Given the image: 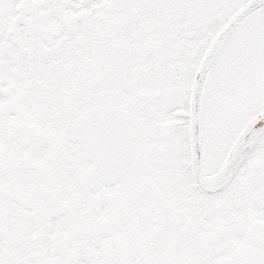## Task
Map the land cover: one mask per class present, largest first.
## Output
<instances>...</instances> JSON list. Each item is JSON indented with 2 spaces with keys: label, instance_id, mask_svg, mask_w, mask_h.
Masks as SVG:
<instances>
[{
  "label": "snow or ice",
  "instance_id": "6c2138e0",
  "mask_svg": "<svg viewBox=\"0 0 264 264\" xmlns=\"http://www.w3.org/2000/svg\"><path fill=\"white\" fill-rule=\"evenodd\" d=\"M0 264H264V0H0Z\"/></svg>",
  "mask_w": 264,
  "mask_h": 264
}]
</instances>
